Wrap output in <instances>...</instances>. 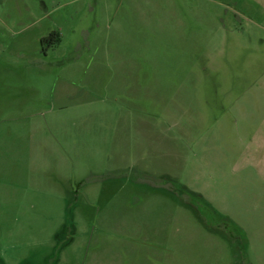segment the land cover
Wrapping results in <instances>:
<instances>
[{
  "label": "rangeland",
  "instance_id": "rangeland-1",
  "mask_svg": "<svg viewBox=\"0 0 264 264\" xmlns=\"http://www.w3.org/2000/svg\"><path fill=\"white\" fill-rule=\"evenodd\" d=\"M0 264H264V0H0Z\"/></svg>",
  "mask_w": 264,
  "mask_h": 264
},
{
  "label": "trees",
  "instance_id": "trees-1",
  "mask_svg": "<svg viewBox=\"0 0 264 264\" xmlns=\"http://www.w3.org/2000/svg\"><path fill=\"white\" fill-rule=\"evenodd\" d=\"M48 41L50 45H56L60 41L59 34L57 32H51L48 36L42 38L41 42Z\"/></svg>",
  "mask_w": 264,
  "mask_h": 264
},
{
  "label": "crops",
  "instance_id": "crops-1",
  "mask_svg": "<svg viewBox=\"0 0 264 264\" xmlns=\"http://www.w3.org/2000/svg\"><path fill=\"white\" fill-rule=\"evenodd\" d=\"M254 141H256V139Z\"/></svg>",
  "mask_w": 264,
  "mask_h": 264
}]
</instances>
